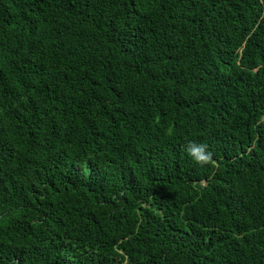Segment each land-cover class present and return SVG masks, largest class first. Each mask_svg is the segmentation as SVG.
<instances>
[{"label":"trees","instance_id":"trees-1","mask_svg":"<svg viewBox=\"0 0 264 264\" xmlns=\"http://www.w3.org/2000/svg\"><path fill=\"white\" fill-rule=\"evenodd\" d=\"M0 264H264V0H0Z\"/></svg>","mask_w":264,"mask_h":264}]
</instances>
